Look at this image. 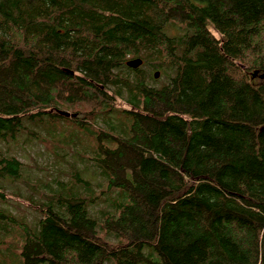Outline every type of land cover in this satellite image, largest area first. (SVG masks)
<instances>
[{
    "label": "trees",
    "instance_id": "16d2710c",
    "mask_svg": "<svg viewBox=\"0 0 264 264\" xmlns=\"http://www.w3.org/2000/svg\"><path fill=\"white\" fill-rule=\"evenodd\" d=\"M263 74L264 0H0V264H264Z\"/></svg>",
    "mask_w": 264,
    "mask_h": 264
},
{
    "label": "rangeland",
    "instance_id": "374dc122",
    "mask_svg": "<svg viewBox=\"0 0 264 264\" xmlns=\"http://www.w3.org/2000/svg\"><path fill=\"white\" fill-rule=\"evenodd\" d=\"M160 76V75H159ZM155 79H159L155 78ZM23 149L17 150L18 154H20L21 159L28 164H38L39 166L44 167L45 169H53V164L55 162V158L47 153L43 146L39 145L38 143L34 144H24ZM29 170H32L34 174L39 173H46L45 170L40 172L36 170L33 166L28 165ZM22 185L14 184L10 187H14L19 189ZM3 206L10 211H14V214L20 213V211H26L27 213H31L30 217L34 214L33 209L28 203L24 200L18 199L16 196L13 195L11 190H8L6 193V202Z\"/></svg>",
    "mask_w": 264,
    "mask_h": 264
},
{
    "label": "water",
    "instance_id": "95a60500",
    "mask_svg": "<svg viewBox=\"0 0 264 264\" xmlns=\"http://www.w3.org/2000/svg\"><path fill=\"white\" fill-rule=\"evenodd\" d=\"M142 64V60L141 59H132L129 60L127 62V65L131 68H138L140 65ZM159 76V74H156L155 77L157 78ZM261 78H264V74L260 76ZM63 116H72V117H76V114H70V113H61Z\"/></svg>",
    "mask_w": 264,
    "mask_h": 264
},
{
    "label": "bare ground",
    "instance_id": "6f19581e",
    "mask_svg": "<svg viewBox=\"0 0 264 264\" xmlns=\"http://www.w3.org/2000/svg\"><path fill=\"white\" fill-rule=\"evenodd\" d=\"M127 66H128V65H127ZM133 69H134V68H133ZM156 74H159V75H160V73H159V72H156V73H155V75H156ZM155 75H154V76H155ZM158 77H159V76H158ZM158 77H157V78H158ZM155 78H156V77H155ZM155 78H154V79H155Z\"/></svg>",
    "mask_w": 264,
    "mask_h": 264
}]
</instances>
